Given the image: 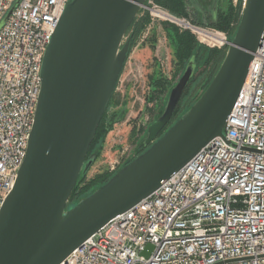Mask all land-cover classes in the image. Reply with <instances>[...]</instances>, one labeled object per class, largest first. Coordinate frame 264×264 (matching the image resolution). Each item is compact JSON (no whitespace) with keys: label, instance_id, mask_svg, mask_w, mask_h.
<instances>
[{"label":"water","instance_id":"1","mask_svg":"<svg viewBox=\"0 0 264 264\" xmlns=\"http://www.w3.org/2000/svg\"><path fill=\"white\" fill-rule=\"evenodd\" d=\"M146 1L66 4L43 56L26 155L0 209V264H59L109 219L156 191L214 136L224 134L263 32L264 0H243L230 45L188 110L158 136L194 74L193 57L162 112L147 125V147L90 194L69 203L93 163L86 154L132 43V34L125 39V33Z\"/></svg>","mask_w":264,"mask_h":264},{"label":"built area","instance_id":"2","mask_svg":"<svg viewBox=\"0 0 264 264\" xmlns=\"http://www.w3.org/2000/svg\"><path fill=\"white\" fill-rule=\"evenodd\" d=\"M68 2L0 0V23L15 4L0 26V209L26 155L43 56ZM142 8L200 43L230 45L224 32L152 0ZM258 43L224 134L59 264H264V28Z\"/></svg>","mask_w":264,"mask_h":264},{"label":"rangeland","instance_id":"3","mask_svg":"<svg viewBox=\"0 0 264 264\" xmlns=\"http://www.w3.org/2000/svg\"><path fill=\"white\" fill-rule=\"evenodd\" d=\"M152 2L165 9L170 14L178 18L187 19L193 24L212 27L211 22L215 20L218 10H228L231 7L236 14L235 19L229 24L226 30L217 29L233 37L238 25L242 11L243 0H193V7L197 11L195 22L187 16L178 15L167 7L162 6L155 0ZM146 17V22L142 28L134 34L129 53L125 60L123 69L119 76V81L109 100L107 108L103 113L105 132L89 150L88 156L94 155V161L87 170L83 181L78 186L77 197L83 198L93 190L101 186L116 171H111L113 163L116 170L125 164L136 153L137 148L143 143L146 137L148 123L152 122L162 112L167 97L172 86L177 82L184 68L177 66L175 59V46L169 37V26L174 27L177 32H190L175 23L162 20L150 14L149 10L142 8L139 11L136 21ZM133 28H128L125 39ZM197 44L208 55V50L212 53L209 61L198 63L194 74L191 77L187 88L180 97L175 115L171 118L168 127L178 117L187 111L190 105L197 99L205 89V83L213 77L214 70L218 69L224 53L225 47H210L200 43L196 35L190 32ZM205 59V58H204ZM212 79V78H211ZM157 81L162 83L164 91L156 92ZM73 200H69V203Z\"/></svg>","mask_w":264,"mask_h":264},{"label":"trees","instance_id":"4","mask_svg":"<svg viewBox=\"0 0 264 264\" xmlns=\"http://www.w3.org/2000/svg\"><path fill=\"white\" fill-rule=\"evenodd\" d=\"M155 1L161 4L162 6L170 9L172 12L175 13V15L178 14V15L187 16L188 19L190 18L195 22H200L197 19L198 14L196 8L193 7L192 5L194 4L193 0H155ZM227 9L228 10H224V9L218 10L217 15L215 16V20L211 22L210 25L218 29L227 30L233 18L235 19L236 17V14L234 13L231 7H228ZM135 19L132 20L133 22L129 26V29L133 28L134 34H137V32L142 28L143 23H145L146 22L145 20L147 19L145 16L142 17L141 20H139L140 22L136 21ZM168 33L170 39L174 44L173 46H175V55H176L175 59L178 60L177 66H179L181 69L186 67L188 61L190 60V57L194 58L195 66H198L199 65L198 63H201L202 61L203 63L209 61L210 57L213 56V55L211 56L212 53L215 54V51L208 50V55L205 56V51H203V48L201 46L196 45L197 42L193 37V35L190 34V32L179 33L174 27L169 26ZM211 78L207 81V83L210 82ZM207 83H205V87L208 85ZM157 84L158 87H156V85L154 87L155 90H157L156 92L164 91V87L162 86V83H160V81L159 82L157 81ZM103 127H104V121L102 116L98 127H96L97 130L95 133V137L91 141L92 143L89 147V150L96 141L97 137H100L102 134H104L105 129ZM141 151H143V149ZM88 157H92L94 161V155ZM83 179L84 177L81 180H79L78 183H76V186L74 187L73 192L71 194L70 200L74 201V199L77 197V193H78L77 189L81 181H83Z\"/></svg>","mask_w":264,"mask_h":264},{"label":"flooded vegetation","instance_id":"5","mask_svg":"<svg viewBox=\"0 0 264 264\" xmlns=\"http://www.w3.org/2000/svg\"><path fill=\"white\" fill-rule=\"evenodd\" d=\"M129 34H132V38L134 37V29H132L131 30V32L129 33ZM195 69H196V66H195ZM187 88V87H186ZM186 88H185V90H186ZM185 90H184V92H185ZM183 92V93H184ZM183 95V94H182ZM182 97V96H181ZM180 101V100H179ZM179 103V102H178ZM177 107H178V104H177V106H176V108H175V110L174 111H176V109H177ZM173 111V115H172V117L175 115V112ZM171 117V118H172ZM171 120V119H170ZM170 120H169V122H170ZM169 122L167 123V125H165V127L163 128V130L160 132V134L158 135V136H160L162 133H163V131L168 127V124H169ZM149 124V123H148ZM147 126V125H146ZM170 126V125H169ZM147 147V145H144L143 143L142 144H140V146L137 148V150H136V154L134 155V156H136L137 154H139V152L143 149H145ZM87 155V154H86ZM134 156H132L131 158H133ZM87 157H88V155H87ZM130 158V159H131Z\"/></svg>","mask_w":264,"mask_h":264},{"label":"bare ground","instance_id":"6","mask_svg":"<svg viewBox=\"0 0 264 264\" xmlns=\"http://www.w3.org/2000/svg\"><path fill=\"white\" fill-rule=\"evenodd\" d=\"M157 14H159V13H157Z\"/></svg>","mask_w":264,"mask_h":264}]
</instances>
